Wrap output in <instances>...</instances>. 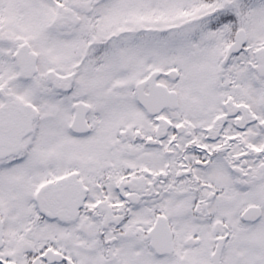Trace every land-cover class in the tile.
Here are the masks:
<instances>
[{
  "label": "snow or ice",
  "instance_id": "1",
  "mask_svg": "<svg viewBox=\"0 0 264 264\" xmlns=\"http://www.w3.org/2000/svg\"><path fill=\"white\" fill-rule=\"evenodd\" d=\"M0 264H264V0H0Z\"/></svg>",
  "mask_w": 264,
  "mask_h": 264
}]
</instances>
